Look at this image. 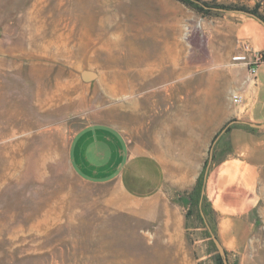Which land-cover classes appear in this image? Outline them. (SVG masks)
Masks as SVG:
<instances>
[{
	"label": "rangeland",
	"instance_id": "1",
	"mask_svg": "<svg viewBox=\"0 0 264 264\" xmlns=\"http://www.w3.org/2000/svg\"><path fill=\"white\" fill-rule=\"evenodd\" d=\"M187 1L0 0V264H219L205 225L214 233L218 191L206 189L207 177L200 206L198 190L169 189L132 204L115 183L80 181L66 159L73 133L97 122L137 143L170 128L182 137L189 117L212 158L224 149L221 131L244 110L231 95L248 85L235 30L255 20L245 13L264 18V0ZM150 14L157 22L147 29ZM144 55L156 71L140 69L158 81L131 98L158 93L129 104L125 90L142 82L132 68ZM82 71L96 78L83 82ZM257 189L243 242L225 250L229 264H264V168Z\"/></svg>",
	"mask_w": 264,
	"mask_h": 264
},
{
	"label": "crops",
	"instance_id": "2",
	"mask_svg": "<svg viewBox=\"0 0 264 264\" xmlns=\"http://www.w3.org/2000/svg\"><path fill=\"white\" fill-rule=\"evenodd\" d=\"M145 28L153 27L155 15L145 16ZM144 17V18H145ZM157 18V17H156ZM255 19V18H254ZM148 29V28H147ZM147 32V31H146ZM151 35V32L146 33ZM237 41L247 45L252 53H259L262 61L256 79L242 92V112L236 120L254 124L264 123V26L255 20H244L235 30ZM251 58V55H247ZM178 122L176 116L173 118ZM185 134L177 130L164 131L152 140L132 139L115 125L103 122L89 123L71 136L66 149L67 163L72 173L90 185L115 183L122 196L132 204L161 200L170 193H192L206 162L209 163V143L201 145L193 138V122L187 117ZM188 121V122H187ZM223 150L215 149L208 168L207 184L218 191L213 203L218 223L214 234L224 250L243 242L249 215L259 202L258 179L264 168V127L252 128L233 124L224 134ZM205 188V187H204ZM205 189V195H206ZM138 213L151 219V210ZM231 250V249H230Z\"/></svg>",
	"mask_w": 264,
	"mask_h": 264
},
{
	"label": "bare ground",
	"instance_id": "3",
	"mask_svg": "<svg viewBox=\"0 0 264 264\" xmlns=\"http://www.w3.org/2000/svg\"><path fill=\"white\" fill-rule=\"evenodd\" d=\"M196 28H200V25H197ZM100 29H101V35L107 36L109 34V29L107 28V26L102 25ZM149 58L150 57L148 55L137 56L135 58V61H134L133 66L134 67H139V68H137V69H135V68L133 69L132 68V71L134 73H136V72L138 73L139 77L142 78V82H141V80L139 82H133L130 87H127V89L125 90V95L127 94L125 97H127V99L128 98L130 99L135 92H139L140 93L143 88H147V89L148 88H151V89L154 88L153 86L158 81V78L156 76H153L151 78H146L145 75H144V72L140 69V67L142 65H146V67H147V73L149 75L150 74L152 75L154 73V71H156V68H155L156 67V64L154 62H149ZM126 74L128 75V73H126ZM121 79H122V77H121ZM123 79L126 81V78L125 77H123ZM171 88L177 90L175 87H171ZM164 89H166V90L162 91V93L165 92V91H167L169 88H164ZM152 90L154 91V89H152ZM152 90H151L150 93L147 94V96L143 95V96H141L140 98H138L136 100L133 99V98H131L130 100H128V103L129 104H134V103L135 104H138L142 100L145 101V100H148V99L151 102L154 94L158 93V92H153ZM142 92H145V91H142ZM136 94H138V93H136ZM155 98H157V97H155ZM154 102H155V100H154ZM199 107H201V106H199ZM187 108L189 109V105L188 106H184V110L181 111V112H177V115L176 116H178V115L181 116L182 112L184 113L185 111H187ZM193 117H194L195 120H197V119L203 120V117L204 116H203V114L201 112H199L198 114L193 115Z\"/></svg>",
	"mask_w": 264,
	"mask_h": 264
},
{
	"label": "water",
	"instance_id": "4",
	"mask_svg": "<svg viewBox=\"0 0 264 264\" xmlns=\"http://www.w3.org/2000/svg\"><path fill=\"white\" fill-rule=\"evenodd\" d=\"M214 10H217V11H225L223 9H218V8H213ZM245 13V12H244ZM253 18H255L257 21H259L263 26H264V21L259 18L258 16L254 15V14H251V13H245ZM80 77H81V80L83 82H89V81H92L96 78V74L91 72V71H82L80 73ZM243 124V125H247L249 127H252V128H259V127H264V123L263 124H254V123H250V122H246V121H238V120H232L222 131L224 132L225 129L227 127H229L230 125H233V124ZM220 133V134H221ZM219 136V135H218ZM218 136L215 138V140L213 141V144L216 142V140L218 139ZM212 148H213V145L212 147H210V153H209V158L208 160L211 161V158H212ZM207 169H208V162H207V165L204 169V174H203V185H202V188H201V191H200V196H199V201H198V205L200 206L201 203H202V198H203V193H204V185H205V181H206V176H207ZM205 222V221H204ZM205 225H206V228L208 230V233H209V236H210V239L214 245V248L216 249L217 251V254L218 256L220 257V260H221V264H229L228 263V260H227V255H226V252L224 250V248L222 247V245L220 244L219 240L217 239V237L215 236V234L212 232V230L210 229V227L207 225V223L205 222Z\"/></svg>",
	"mask_w": 264,
	"mask_h": 264
},
{
	"label": "built area",
	"instance_id": "5",
	"mask_svg": "<svg viewBox=\"0 0 264 264\" xmlns=\"http://www.w3.org/2000/svg\"><path fill=\"white\" fill-rule=\"evenodd\" d=\"M243 52L247 55H251V58H248L247 55L237 56V60H245V65L247 66V76L245 82L247 84L253 83L256 79L257 69L259 64L262 61V58L259 53H252L250 48L243 44L242 45ZM232 103L235 106H242L244 104V94L242 92H235L231 95Z\"/></svg>",
	"mask_w": 264,
	"mask_h": 264
},
{
	"label": "trees",
	"instance_id": "6",
	"mask_svg": "<svg viewBox=\"0 0 264 264\" xmlns=\"http://www.w3.org/2000/svg\"><path fill=\"white\" fill-rule=\"evenodd\" d=\"M179 1H181V2H183V3H187V2H188L187 0H179ZM210 9H212V8H210ZM251 14H254V13H251ZM254 15H255V14H254ZM259 18H261V17H259ZM261 19L264 21V18H261ZM229 127H230V126H229ZM229 127L226 128V131L228 130ZM206 165H207V162H206L205 165H204V169H205ZM204 169H203L202 174L199 176V179H198V182H197V186H196L195 190H194L192 193H194V192L197 191V190H198V192L201 191V188H202V185H203V174H204ZM218 261H219V264H221L220 257H218Z\"/></svg>",
	"mask_w": 264,
	"mask_h": 264
}]
</instances>
